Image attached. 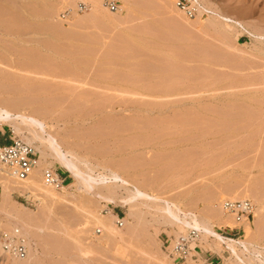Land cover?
<instances>
[{"label":"rangeland","instance_id":"374dc122","mask_svg":"<svg viewBox=\"0 0 264 264\" xmlns=\"http://www.w3.org/2000/svg\"><path fill=\"white\" fill-rule=\"evenodd\" d=\"M94 1L108 10L91 0H0V63L51 77L2 72L3 99L7 93L8 99H27L31 105L25 101L30 106L24 108L38 111L47 132L88 160L96 174L119 170L183 212L216 213L230 196L241 195L240 201L252 204V215L240 221L231 215L233 222L215 230L224 239L257 240L258 213L264 214V45L248 33L264 36V0H201L209 10L238 18L248 33L219 22L208 30L186 29L187 18L171 0ZM108 3L121 13L110 17ZM0 131L9 143L28 136L7 125ZM49 169L68 188L55 191L70 204H52L36 187L11 190L0 174V228L11 233L15 213L25 229L17 236L28 248L30 236H39V253L29 264H172L165 247L185 229L163 222L161 212L145 203L136 204V215L127 219L129 207L79 194L69 173L48 155L39 186ZM116 193L126 196L123 189ZM84 212L119 213L123 227L115 222L106 236ZM198 240L191 248L224 253L235 264L226 245ZM236 247L248 263L249 255ZM2 257L0 264H7Z\"/></svg>","mask_w":264,"mask_h":264},{"label":"bare ground","instance_id":"6f19581e","mask_svg":"<svg viewBox=\"0 0 264 264\" xmlns=\"http://www.w3.org/2000/svg\"><path fill=\"white\" fill-rule=\"evenodd\" d=\"M91 1L95 2L96 5L98 4L97 6L99 8H101L102 10H108L104 6L105 3L104 4H103V2L98 3V1H94V0H91ZM120 1L125 2L126 0H120ZM162 2H164V1H162ZM117 5L120 6L119 4H117ZM173 6H174V4H173ZM208 7L209 6L205 7L203 5L201 7V10H199V13L195 16L194 20L190 19V20H192V21H189L190 23L187 22L188 21L187 19H186L187 21L185 20L187 23L185 21H183L186 29L187 28H196V29L200 30V26H202L203 30H208L209 27L211 26L210 23L213 24L214 22H216V24H217V22H219L220 26L223 27L224 29L230 27V28H232V30L234 32L235 31L236 32H239V31L247 32L245 30V28L243 27V25L241 24V22L237 21L238 18L236 20V19H233L232 17H230L228 15H224V13L223 14L222 13L221 14L216 13L213 10H209ZM92 8H96V6H94ZM174 8H175V6H174ZM120 10H117L116 12L108 11L109 12L108 14L110 15V17H115L119 13H121ZM175 10H177V9L175 8ZM92 11H93V9H92ZM234 14H236V12ZM237 14H239V13H237ZM231 15L234 17L233 14H231ZM180 17H182V16H180ZM241 18H243V17H241ZM209 19H212L213 22H211V20L209 22L208 21ZM193 24H196L197 26L193 25ZM213 25H215V24H213ZM248 34L257 43L264 45V36L261 35V33H259V34L248 33ZM11 68L8 67V65H4V63L3 64L0 63V127L2 125L10 126L14 130L13 132L17 135H21L23 130H25L28 133L27 134L28 136L27 135H25L27 137L20 136V138L21 139L23 138L26 141V142L25 141L24 142L27 143V145L28 144L31 145L33 148L31 146L30 147L32 149H34L38 155V159L36 161L35 168H33L32 171L30 172V174L27 176V178H25L23 180H18L15 177H13L10 173L5 171L0 164V174H4V179L6 180V183L8 184V186H11V190H15V189L16 190H22L23 187H36V188H38V190H41V192L50 200V202L52 204H62V203L64 205L70 204V202L63 195H61V193H58L55 191V189H59L62 192H66V190L68 188L62 187V186H60L59 188H55L54 186L50 185V186L54 187V190H53L52 188L47 187L49 185L45 184V181H44L45 186H43V187H41L37 184V182L39 180V175H40L39 169L41 166L42 159L45 155H48L49 157H51V159L54 162H56L58 165H60V167H62L67 173H69L70 177L73 179V182H74V184H72L70 186V187H72V189H75L76 191H78L79 194H85L89 198L97 200L98 203L99 202H105V203L113 204V205L118 206V207H129V214H128L127 219H132L133 218L132 215H134V216L136 215V214H133L134 212L132 213V211H133L132 209L136 204L145 203L150 209H155L156 211H160L161 212L160 214H162L164 217L162 219L163 222H166L168 225L173 226V227H177L178 229H185L186 231L189 229L195 230L198 233V239H199V237H201L205 240L207 238L208 239L210 238L212 240L211 242L214 241V245H216L215 243H217V246H219V243L221 245H223V247H225L224 245H226V248H228L234 256L235 264H249V261L251 262V260L255 261V262L252 261V264H254V263L264 264V249H262V251L260 249H256V248L252 247L251 243L245 242V241H243V239H239V240H234V239H230V238L224 239L215 230L218 227V225H221L220 224L221 222H223V225H224V222L225 223L226 222H229V223L233 222L232 216L230 214L225 213V215H224L223 208L222 209L218 208L217 210H215V211H217L216 213L211 211L209 215H208L209 212L207 214H204L205 211L203 212V210L200 211L203 213H199L200 214L199 216L194 215L192 212H183L182 209H180L173 202L167 201L166 199L163 200L162 198L158 197L156 194L153 195V194H150V192L148 193L142 185L140 186L139 184H134L131 180L127 179L126 177H123V175H122L123 172L121 173L119 170H113L111 168L110 169L108 168V170L106 169L105 172L103 171V173H97L96 174L94 172L95 167L88 160H86L82 157H79L75 152H73L70 149H64L62 141L58 140L57 137H55L51 133L47 132L45 120H43V118L38 117V115H37L38 111H34V110H30V109H29L30 111L29 110L27 111L26 108H24V107L29 108V106L31 105L30 103H28V101H26L27 99L25 100V98H24V100H23V98L20 99L18 97L17 98L14 97V99H12L13 98L12 97L11 99L10 98L8 99L7 98L8 93L6 94V98L3 99L2 96H3V93L5 91H1L2 87L4 85L2 83V78H4L3 75H5V73L8 72L7 70H11V71L14 70V71L18 72L19 74H21L22 76H24L28 79L29 78H36V79L45 80L47 78H51L49 75L45 74V72H43V71L39 73V71L35 72V71H30L28 69L23 70V69H13V68L11 69ZM11 71H9V72H11ZM2 72H5V73L3 74ZM4 80H5V78H4ZM12 84H15V83H12ZM12 84H10V86ZM10 86H9V88H10ZM12 86H15V85H12ZM13 88L14 87H12V90H13ZM9 92H11V91H9ZM124 94H126V93H124ZM133 96H138V95H133ZM25 101L27 102L26 103L27 105L28 104H30V105L29 106L22 105V104H24ZM30 108H32V107H30ZM25 110H26V112H25ZM125 166H127V165H125ZM100 168H101V166H100ZM127 168H125V169H127ZM127 171H128V169H127ZM124 173H126V172H124ZM125 176H127V174ZM53 177L57 178V180H59L57 175L54 173H53ZM103 189L105 190L104 192L102 191ZM118 189L119 190L123 189V191L126 192V196L125 195L124 196L119 195L120 197H118V195L116 193V191ZM234 196L235 195L230 196L229 197L230 199L228 201L229 202H244V201H240V199H238V198H240L239 196H241V195H239L238 197L236 195L235 198H234ZM5 198L7 199L6 196L3 197V199H5ZM6 199L4 201V204L6 202ZM236 199H238L239 201H237ZM255 199L256 198H254V199L252 198L256 207H258L257 201ZM257 200H258V198H257ZM2 204L3 203L1 202V205ZM259 206H261V205H259ZM261 207H263V206H261ZM258 208L260 209V207H258ZM259 209H255V211H256V213H254L255 215L258 213V211L260 212V210H263V208L260 210ZM84 213L88 217H91L96 224H98V226L100 227L99 229L101 230V232L106 233V236H108L107 235L108 232L112 233L114 223L116 222V220L118 218L117 215H113L110 213L106 217L101 216L102 217L101 218V217H99L100 215H98V212H97V214L90 213V212H84ZM213 213H215V214H213ZM260 213H258V214H260ZM14 215H15V213H14ZM14 215L12 216V219L15 220L16 223L12 222V223H14L13 224L14 229L11 230V233H12V231L15 232L17 230L16 232L18 234L19 233L25 234V229L22 228L23 226L21 223L20 224L17 223V220L14 217ZM131 216H132V218H131ZM262 216H264V215H262ZM259 217H255V218L259 219ZM27 220L28 219L25 218V221H27ZM29 220H31L30 222H32V219H29ZM29 220H28V222H29ZM262 220H263V218H262ZM19 222H20V219H19ZM22 222H23V220H22ZM26 223L27 222H25L24 224H26ZM34 223L35 222H33V225H34ZM10 224H11V222H10ZM28 224L30 225L32 223H28ZM40 228L41 227H38L39 232L42 231ZM260 231L262 232V230H260ZM34 237L32 234V236H30V238H29V241L27 243L29 248L26 246L27 247V255L25 258L18 259V258H12V257H8V256H4V255L2 257V252L0 251V256L2 257L3 262L4 263L7 262V264H29L32 261V255L37 256L39 253L38 252L39 246H37L38 245L37 243H39V242L38 241H37V243L35 242V239L37 240L39 238V236H37L38 238L36 236H34ZM198 242H200V241L198 240ZM236 246H239V248L241 249V250L239 249V251H241L242 254L246 253L249 255L251 260H250V258H248L249 259L248 263H246L245 262L246 259L243 260L240 256L241 254L238 251H236V248H237Z\"/></svg>","mask_w":264,"mask_h":264},{"label":"built area","instance_id":"2783aa9c","mask_svg":"<svg viewBox=\"0 0 264 264\" xmlns=\"http://www.w3.org/2000/svg\"><path fill=\"white\" fill-rule=\"evenodd\" d=\"M172 2L175 8L187 19H194L203 6L201 0H172ZM107 7L111 11H115L116 8L113 3H108ZM0 134L4 136L1 131ZM37 158V153L26 143L18 139L10 138L9 144H0V164L5 171L18 180L27 178L35 167ZM53 173L51 169L43 173L45 184L52 185L55 188L63 186V181L54 178ZM223 210L226 214L232 215L236 221H240L242 218L252 215L253 206L248 201H226L223 204ZM122 220L116 221L118 228L123 227ZM16 234L17 232L10 233L0 228V251L4 256L23 259L27 255V247L25 241ZM196 243H198V233L195 230L189 229L185 234H179L177 238H174L171 245L167 244L165 251L173 262H184L190 256V252L193 249L191 248L192 244Z\"/></svg>","mask_w":264,"mask_h":264},{"label":"crops","instance_id":"0c3cea01","mask_svg":"<svg viewBox=\"0 0 264 264\" xmlns=\"http://www.w3.org/2000/svg\"><path fill=\"white\" fill-rule=\"evenodd\" d=\"M2 132V131H1ZM4 134V132H2ZM0 144L1 145H6L9 144V142L7 141V139L5 138V136H2L0 134ZM60 175V174H59ZM62 175V174H61ZM68 179L67 176L63 177V180ZM119 217V213L116 214ZM264 214H262V212L260 213V217H261V224H262V232L260 230H258L255 234V238H257V240L252 241L251 240V245L252 247L256 248V249H264V216H262ZM263 218V220H262ZM262 233V234H261ZM201 243V242H199ZM257 246V247H256ZM261 247V248H260ZM228 260L225 258L224 253L223 254H219L217 252H213L211 250H208L206 248H204L203 246L200 245H195L194 248L192 249V251L190 252V256L187 260H185L184 262H172V264H229L227 262Z\"/></svg>","mask_w":264,"mask_h":264}]
</instances>
